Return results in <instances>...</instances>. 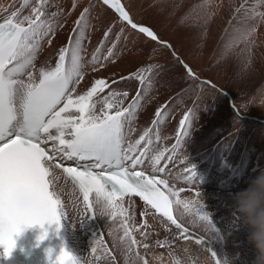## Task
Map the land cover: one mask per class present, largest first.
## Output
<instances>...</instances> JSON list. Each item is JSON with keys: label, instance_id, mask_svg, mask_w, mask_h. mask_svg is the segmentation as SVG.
<instances>
[{"label": "snow or ice", "instance_id": "1", "mask_svg": "<svg viewBox=\"0 0 264 264\" xmlns=\"http://www.w3.org/2000/svg\"><path fill=\"white\" fill-rule=\"evenodd\" d=\"M102 4L113 10L116 20L107 24L101 21L102 38L90 55L86 43H91L93 31L100 30L92 22V5L84 7L72 21L66 42L38 66L45 46H53L72 13L51 0H23L19 6L17 0L0 2V245L9 254L16 245L15 236L28 227L55 224L59 231L61 215L67 216V205L61 200L64 188L58 187L61 179L65 185L70 183L77 195L70 202L76 217L73 223L82 225L87 218L108 215L112 224L107 235L112 238L113 247L108 246L103 232L94 238L87 256L68 259L71 254L64 247L54 264H117L116 250L128 257L125 264H146L145 255L139 251L142 242L132 235L139 229L134 215L127 214L125 197L137 196L144 201L141 215H149L150 206L155 210L151 214L159 213L161 224L169 231L168 222L174 225L173 239L209 246L210 239L205 237L215 231L210 214L198 200L177 198L178 192L169 187V180L155 175L164 171V167L158 166L165 153H169L166 159L171 161L182 148L196 116L195 109H187L179 121L170 149L156 151L152 147V128L144 129L138 139L133 138L137 113L151 87L150 74L159 65L148 64L128 75L113 73L82 84L89 72L98 74L108 63L115 62L119 45L128 39L130 30L171 50L196 83L197 100L209 89L222 90L212 80H202L172 44L161 39L151 27L137 22L121 0H102ZM194 7L199 9L197 19L206 24L224 5L222 0H201ZM228 7V25L235 29L233 40L249 46L250 53L256 33L264 25V0H233ZM76 8L73 0L71 10ZM95 19L100 21L99 16ZM128 80L139 84L131 97L128 91L119 90V82ZM234 108L240 110L235 105ZM162 111H156L153 128ZM146 161L150 173L145 168ZM183 171L187 182L194 185L195 166L185 164ZM199 195L197 192L196 196ZM173 205L184 210L179 218L173 215ZM146 224L147 221L140 227ZM189 226L203 234L190 231ZM141 235L147 241L150 234ZM47 236L45 228L40 240ZM157 244L171 246L169 240H158ZM142 246L147 249L149 244L143 242ZM48 251L51 255V249Z\"/></svg>", "mask_w": 264, "mask_h": 264}, {"label": "bare ground", "instance_id": "2", "mask_svg": "<svg viewBox=\"0 0 264 264\" xmlns=\"http://www.w3.org/2000/svg\"><path fill=\"white\" fill-rule=\"evenodd\" d=\"M132 1L121 0L133 18L137 22L151 27L161 39L172 44L181 59L188 63L202 80H212L222 91L209 89L197 100L196 83L171 55V50L159 47L155 42H150L148 38L130 30L127 33L128 39L122 40L119 45L120 50L117 52L115 62L108 63L106 69L98 74L89 72L82 86L88 84L92 78H107L113 73L128 75L137 68L146 67L148 64L159 65V67L153 68L150 74L151 87L147 89L142 102V107L145 108V113L142 115L143 121H135L136 133L133 138L138 139L144 129L152 128V147L156 151L170 149L171 145L175 143L179 121L187 109L194 108L196 116L188 128V135L183 140L182 148L171 161L166 159L169 155L166 152L165 159H162L158 166L164 167V171L155 173V175L159 179L169 180V187L178 192L177 198L198 200L206 211L208 202L217 194L215 191H224L228 187L235 188L244 186L245 183L249 184L250 179L255 178L261 169L264 170V167L257 168L258 165H263L264 158V109L250 106L247 110L242 106L243 101L254 98V101L258 103L264 97V61H259L262 57L253 49L249 53V51H244L241 43L231 42L229 36H220L216 31L208 35L207 29L196 26L191 15L192 0ZM0 2L10 3L11 0H0ZM22 2L23 0H17V6ZM51 2L60 4L65 11L72 14L68 18L65 28L58 34L53 46L51 48L45 46L37 62L38 66L52 57L62 42H66L68 28L84 7L93 6L92 22L100 28V30L92 32L91 43H86V51L89 55L102 38L101 21L103 24H107L109 21L116 20V14L104 6L102 0H75L77 4L75 11L71 10L73 0H51ZM97 16L100 17V21L95 19ZM229 43L231 46H228ZM242 84L254 91V94L241 102L236 87ZM112 87L116 88L117 85H112ZM138 87L137 81L119 82V90L128 91L130 97L135 94ZM165 105H167L166 108ZM234 105L240 110L234 108ZM158 109H163L161 125L157 124L153 128L150 120L156 117ZM170 116L175 118L174 123L165 125L164 122H167ZM256 147H258L257 150H255ZM252 156L253 163L251 162L250 166L244 169L245 163L249 162ZM185 164L195 166L196 181L194 185L189 184L186 180V174L183 171ZM148 165L149 162L146 161L145 168L150 173ZM236 168L239 173L233 175ZM241 170L247 171L246 174L241 175ZM58 187L64 188L61 200L67 205V216L64 214L62 216L68 243L73 254L77 257L87 256L89 247L94 246V238L103 232L106 243L110 248L113 247L112 238L107 235V229L112 224L110 217L97 215L94 218H87L82 225L74 224L73 220L76 217L70 202L72 199H76L77 195L73 193L70 183L65 185L63 179L58 182ZM160 187L164 190L163 185ZM180 188H184L185 191L180 192ZM197 192L200 194L198 197L196 196ZM124 201L127 214L134 215V223L139 229V231H133L132 234L135 236V234L147 232L150 234L148 239L156 238L160 234V229L165 227L160 222L161 215L159 213L152 215L151 213H154L155 210L150 206H147L149 215H141L145 204L137 196L125 197ZM129 201L132 203L130 204ZM181 211H184L182 206L178 208L173 205L175 217L179 218ZM163 219L166 220V218ZM210 219L211 221L215 220V218ZM145 221L147 224L141 228L140 225ZM129 223L131 224L133 221H129ZM169 225L174 226L168 222ZM139 241L149 243V248L157 245V248L154 247V249L159 252L156 239L153 244L151 241L142 240V238ZM202 246L204 245L190 244L194 251H198ZM116 253L122 257L121 260L125 263L128 257L119 250H116ZM0 264H8L7 258L0 257Z\"/></svg>", "mask_w": 264, "mask_h": 264}, {"label": "rangeland", "instance_id": "3", "mask_svg": "<svg viewBox=\"0 0 264 264\" xmlns=\"http://www.w3.org/2000/svg\"><path fill=\"white\" fill-rule=\"evenodd\" d=\"M211 2L212 3H220L221 0H211ZM232 2H233V0H222L224 7L218 11V14L215 16V18L210 19L205 24V23H202L201 21H199L197 19L199 9L194 7L195 5L201 3V0H192L191 1V15L193 16L194 24L196 26H201V27H204L205 29H207L209 31L208 35H211L214 31H216V33L220 36H225V35L229 36L230 41L234 42L233 33L235 32V29L228 25V20H229L230 15H231L228 5ZM236 2H239V0H236ZM251 2L256 3V0H251ZM225 29H228V31L226 32ZM58 34H57V37H58ZM235 43H238V42H235ZM241 45L244 47V51H248L247 48L249 46H246L243 43H241ZM228 46H231V44L229 43ZM251 49H253L259 56L262 57L259 59V61H264V25H262L259 28L258 32L256 33L255 46H252ZM238 55L240 57V55H241L240 52L238 53ZM236 57H237V54L235 55V58ZM236 89L238 90V97H239V99L241 98L240 99L241 102H242V100L247 99L248 97H251L254 94V91L247 88L243 84L239 85V86L237 85ZM144 113H145V108L141 107L137 113V119L136 120L137 121H143L142 115ZM154 119H157V118L155 117V118L151 119L150 121H153ZM174 119L175 118L170 116L168 121L167 122L165 121L164 124L165 125L166 124H173ZM158 124L161 125V117L159 119ZM162 134H163V131H162ZM257 148L258 147H256L255 150H257ZM263 157H264V153H263ZM252 159H253V156L251 157L249 162L247 161L245 163L244 169H246L250 166ZM254 159H256V158H254ZM262 162H263V165H261V166L258 165L257 168L261 169L262 167H264V158H263ZM245 172H247V171H244V170L240 171L241 175L246 174ZM238 173H239V170L236 168L233 175H236ZM247 184L248 183H245L244 186H236L235 188L234 187H228L227 190H224V191H215L217 194H215L213 196V198L210 199V201L208 202L207 209H206V212L210 214V218H213V219L215 218V220L212 221V223L215 225V231L213 232V236L215 237V239H210V236L205 237L206 240L210 239L209 246L217 254H223V253L227 252V253H230L232 255H235L236 253H239L240 256H239V259L236 261V264H252V261H254V259L256 257V251H255L254 245L250 244L248 241V235H249L250 229L248 226L244 225L241 220H239V213H238V210L236 208V202H235V198H234L238 192L245 190L249 186V184L248 185ZM169 227L171 228V231H169L168 227L165 226V227H163L165 229L161 228L160 229L161 231L159 230L160 234H158L156 238L151 237L153 240H151L150 238L147 240L148 242L151 241L152 244H153V241H155V239L157 241L158 240L159 241L169 240L170 244H171L170 247L167 245L161 246L160 244H158L159 245L158 246L159 247V249H158L159 253L164 254L165 257H167V254L170 250H180L185 246L190 247V244L197 245L194 241H191V240L181 241L179 239H173V236L175 234V229H174L175 227L174 226L172 227L170 225H169ZM189 227H190V231L196 232L197 234H203V233H200V231L198 229L192 228L191 226H189ZM222 230L224 231V235H223ZM135 236H136L137 241H139V239H141V238H142V240H144L141 233L135 234ZM156 246H154V247L157 248ZM92 247H93V245H91L89 247L88 252L91 251ZM154 247H151V248L148 247L147 249H144L142 246V243H141V246L139 247V251L142 250V251H140L141 254H144L146 259L151 260V256H150L151 252H153V251L156 252ZM152 249H153V251H152ZM146 250H149V251H146ZM241 251H242V253H241ZM115 255H116V259H117V264H125L121 260L122 257L118 256L116 251H115Z\"/></svg>", "mask_w": 264, "mask_h": 264}, {"label": "clouds", "instance_id": "4", "mask_svg": "<svg viewBox=\"0 0 264 264\" xmlns=\"http://www.w3.org/2000/svg\"><path fill=\"white\" fill-rule=\"evenodd\" d=\"M242 106L247 110L250 106L264 109V97L258 103L254 101V98L243 101ZM234 198L239 213V220L250 229L248 241L254 245L256 251V257L252 264H264V170H261L255 178L250 179L249 186L245 190L238 192ZM22 233L15 236L16 245L10 254L3 245H0V249L3 250L0 252V257H11L17 246V237ZM209 236L210 239H215L212 233H209ZM53 251L51 249V253ZM68 252L71 254L68 259H71L74 254L70 250ZM60 253L61 250L55 261ZM150 255L151 260L147 259L146 264H236L240 256L239 253L235 255L227 252L217 254L209 246H202L198 251L185 246L180 250H170L167 257L159 252H153Z\"/></svg>", "mask_w": 264, "mask_h": 264}]
</instances>
